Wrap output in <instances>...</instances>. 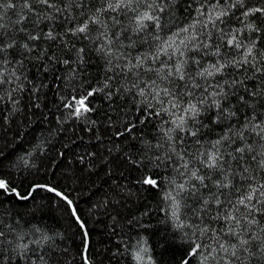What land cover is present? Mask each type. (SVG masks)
Returning a JSON list of instances; mask_svg holds the SVG:
<instances>
[{"label": "trees", "instance_id": "1", "mask_svg": "<svg viewBox=\"0 0 264 264\" xmlns=\"http://www.w3.org/2000/svg\"><path fill=\"white\" fill-rule=\"evenodd\" d=\"M14 3L0 18V39L15 43L0 57V179L21 196L35 185L53 187L72 201L76 215L44 188L28 199L0 190V264H264V217L257 215L259 224L242 231L246 212L238 203L249 185L264 183V169L252 154L233 152L241 141L232 135L251 120L243 135L260 151L262 141L251 129L264 126V72L251 62L254 56L264 65V17H245L244 8H229L224 0H141L131 6L135 10L100 14L102 0H69L68 11L34 22L23 0ZM252 4L259 6L246 0V7ZM222 8L226 15L216 19ZM145 13L153 18L141 20ZM97 15L86 33L73 34ZM50 29L55 39L46 38ZM28 33L40 39L30 40ZM232 35L242 45L255 42L250 63H243L245 47L228 43ZM225 58L222 71L198 74ZM181 61L185 81L176 83L188 87L178 89L179 107L161 106L132 87L136 82L147 92L142 81L161 83L147 69L167 72ZM92 89L102 90L85 102L91 111L76 116L65 107ZM189 103L197 105V115L184 113ZM181 116L186 123L178 129ZM205 152L219 155L217 168L207 166ZM241 155L243 160L233 159ZM224 161L227 171L219 167ZM146 175L158 186L144 184ZM229 226L243 238L255 237L247 250L224 253L211 239L215 233L228 247L235 241L226 234ZM194 244L200 252L189 255ZM212 248L215 258L204 260Z\"/></svg>", "mask_w": 264, "mask_h": 264}, {"label": "snow or ice", "instance_id": "2", "mask_svg": "<svg viewBox=\"0 0 264 264\" xmlns=\"http://www.w3.org/2000/svg\"><path fill=\"white\" fill-rule=\"evenodd\" d=\"M104 3V7L96 9V13L100 14L106 11H113L116 12L120 10L121 8H126L130 10H135L132 9L131 6L135 4H139L141 0H102ZM24 6L29 9V11L33 12L36 20L34 22L40 21L41 19H53L55 13H62L65 11L69 10V0H64V6H60V0H23ZM217 3H219V0H217ZM225 6L229 8H235L239 6L240 8H244L243 16L248 17V16H255L257 13L260 14L261 17H264V0H256V3L259 4V6H256V4H252V6L246 7V0H224ZM37 5L43 6L42 8L37 9ZM15 7L14 0H0V18H2L3 10L6 8H13ZM150 7V5H149ZM51 9L52 11H48ZM226 15V11L222 10L219 12L217 15L216 19H219L220 16ZM153 17L149 15L148 13H145L143 16L140 17L141 20L143 19H152ZM113 19H115L113 17ZM20 23L23 22V17L19 21ZM97 23L98 22V15L96 16L95 19L89 18L88 22H85L82 25L77 26L73 31V34L75 33H86L88 30V23ZM264 22V21H262ZM3 28V24H0V29ZM249 28H251L253 31H259L260 29L253 27L252 25H249ZM24 29L21 28L20 31H23ZM184 31H187V29H184ZM46 38L48 39H55V36L53 35V32L51 29L47 32ZM28 39L30 40H38L40 39V35L38 34H32L28 33ZM229 44H234L236 48L240 47H245L246 48V53L244 56V61L243 63L248 64L250 61L248 60V57L253 56V49L255 48V42L251 41L248 45H242L240 41L237 40L235 35H232L231 39L228 40ZM15 46L14 43V38L12 40H3L0 39V57L3 56L4 52L7 51L8 48H12ZM23 48L31 51L32 49L29 47L27 43H24L22 45ZM80 52H83V49L79 50ZM111 56V54L109 53ZM260 56H264V52H260ZM198 63V61H194ZM67 63V61L65 62ZM185 63L186 61H181L179 64L174 65L171 70L164 72L163 69H147V71H156L157 76L160 80V84H157L156 80H151V81H142L145 84V87L148 89V91H145V88H141L139 83L134 82L132 84V87H135L138 89V94L140 96H146V95H151L153 100H156L157 103H159L161 106L164 105L165 102L171 105L172 108H177L179 107L181 100H180V93H178V89L181 87H188L187 82H185L184 85L176 83V81H185ZM228 61L225 58V63L222 64H213L211 65V69H204V71L198 73L200 76H205V75H213V70L215 72H220L223 70V68L228 66ZM235 63H239L236 61ZM252 66L256 68L257 71L259 72H264V65H259L258 66V61L256 60V57L253 56L252 60ZM109 67L107 68L108 71H112L111 67V59L108 61ZM141 65L137 63L136 65H133L132 67H140ZM129 71H131V68H129ZM121 72H123V69H121ZM163 73V74H161ZM190 75V74H189ZM111 79V77H109ZM140 78L137 77V80ZM162 85V86H161ZM105 87H107V82L105 83ZM102 89H92L86 93V95L81 96L79 99H77L75 96L72 98V101H70L68 104L65 105V107L69 108H74V114L76 116H80L83 113H86L88 111H91L90 108L87 107L86 101L88 100L89 97L93 96L96 91H100ZM163 94V95H161ZM252 95H256V93H253ZM165 98H167V101H165ZM217 108H219V104L216 105ZM163 111H168V109L163 108ZM185 114H191L192 116H195L198 114L197 112V105L189 103L187 107L183 109ZM223 109H221V114L223 113ZM159 115V112L156 113ZM232 115H235V113H232ZM220 117L217 116L216 119H219ZM186 123L185 119L183 116L179 118V122L176 124V128L178 129H183L184 124ZM252 124L251 120L246 121V125ZM241 126L237 128L232 135L237 137L241 143L233 149L234 153H240L243 154L245 152H248L251 155V159L253 161H256L259 167L264 169V126H261L260 124H256L252 127V131L256 132V135L260 137L262 143L260 144V151L256 152V150L253 148L251 144L247 143V138L243 135L245 131H248L247 126ZM259 129V131H256ZM131 129H128L130 131ZM169 131H174L169 130ZM122 134V133H121ZM196 133L193 132L192 135H195ZM165 135L168 137L169 140H172V136L168 135V132L165 133ZM228 137H224L222 139H227ZM221 143V139H218L215 142V145H213V148L215 149L216 145H219ZM204 157L206 158V163L207 166L210 169H215L218 166V161L220 159L219 155L216 154V152H213L211 155H209L207 152H205ZM231 155V154H230ZM257 156L260 157L259 160H257ZM233 159H239L243 160L244 157L243 155L239 157L233 156ZM184 168L187 170L188 165L185 163ZM220 168L225 169V171L229 170L228 169V162L224 161L222 164L219 165ZM244 171H248V167L244 168ZM190 175L192 178L197 179L201 182L204 181L205 177L203 175H198L197 171H191ZM208 178H212V174H208ZM227 179V178H226ZM246 179H252V177H246ZM142 182L146 185H151L153 187H157V180L152 178V176L146 175ZM220 187H227L228 184L226 182H217ZM36 187H43V186H36ZM181 188L184 187V185H180ZM0 190H2L5 194H15L18 198L20 199H28V196H21V194L15 189L10 187L9 183L5 181L4 179H0ZM34 190V189H33ZM47 190L49 192H54L57 196L62 197L69 205H72V201L68 199L67 196H65L63 193L57 191L53 187H48ZM255 200V203H252ZM240 205H242L245 209L246 216L243 218L244 219V224L245 227L242 229V231L247 230V225H258L259 221L256 219V216H262L264 217V183H259L256 186L249 185V190L248 193L238 201ZM236 211H239L237 208ZM72 213L75 216L76 215V209L72 208ZM175 215V213H173ZM76 219L79 222V217H76ZM224 219L226 221L228 220H234L237 225L241 223L239 219L236 218V216H225ZM80 227L84 228L83 222H80ZM262 232H264V227L260 229ZM209 231L207 227L201 229V233H205ZM226 234H229L235 238V241L231 244L228 245V247L225 246V243L219 242V237L216 236L215 233H213V239L218 243V247L220 250H222L224 253H228L229 248L232 249H237L238 247L243 248V250H247V245L250 242V239H254L255 237L249 236L248 238H243L241 236L240 232L235 231L231 226H229L226 230ZM85 235L87 233L85 232ZM0 236H3V232H0ZM22 247H26L22 246ZM206 249L209 248V246H204ZM201 245L200 244H194V247L190 250L189 255H196L198 252H200ZM87 249H85V252ZM216 251L215 248H212L208 251V256L204 257V260L209 259V257H212V252ZM232 256H236V251H232L231 253ZM213 259L215 257H212ZM85 259H87L85 257ZM137 259L139 260L140 257L137 256ZM183 264H188V260L185 259L183 261ZM201 264H203V260L201 261Z\"/></svg>", "mask_w": 264, "mask_h": 264}, {"label": "water", "instance_id": "3", "mask_svg": "<svg viewBox=\"0 0 264 264\" xmlns=\"http://www.w3.org/2000/svg\"><path fill=\"white\" fill-rule=\"evenodd\" d=\"M36 186H43V187H36ZM48 187H50V186H46V185H35L34 187H32V189H31L29 195L32 193L33 189H36V188H44V189L47 190ZM57 191H58V190H57ZM59 192H60V191H59ZM52 193H54V192H52ZM61 193H62V192H61ZM54 194H55V193H54ZM29 195H28V197H29ZM58 197H60V196H58ZM60 198L63 199L62 197H60ZM63 200H64V199H63ZM64 201H65V200H64ZM69 206H70L71 211H72V208H74L73 204H72V205H69Z\"/></svg>", "mask_w": 264, "mask_h": 264}]
</instances>
